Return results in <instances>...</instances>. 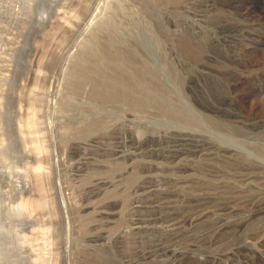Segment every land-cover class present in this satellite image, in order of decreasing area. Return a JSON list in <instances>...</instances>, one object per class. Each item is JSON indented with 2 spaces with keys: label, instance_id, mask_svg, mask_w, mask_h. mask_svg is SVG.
Here are the masks:
<instances>
[{
  "label": "rangeland",
  "instance_id": "1",
  "mask_svg": "<svg viewBox=\"0 0 264 264\" xmlns=\"http://www.w3.org/2000/svg\"><path fill=\"white\" fill-rule=\"evenodd\" d=\"M0 264H264V0H0Z\"/></svg>",
  "mask_w": 264,
  "mask_h": 264
},
{
  "label": "bare ground",
  "instance_id": "2",
  "mask_svg": "<svg viewBox=\"0 0 264 264\" xmlns=\"http://www.w3.org/2000/svg\"><path fill=\"white\" fill-rule=\"evenodd\" d=\"M100 61L102 62V58H101ZM80 70H82V69H80ZM84 71H85V70H84ZM84 74H85V72H84ZM101 78H102V81H103V83H102L103 86L105 85L104 87H106L107 85L111 84V83H109V84H106V83H105V82H107V83L109 82V80H107L106 75L101 76ZM113 80H116V81L118 82V80H117L115 77H112V81H113ZM138 86H139V85H138ZM149 86H150V85H149ZM114 87H115V86H114ZM154 87H155V86H154ZM144 88L146 89L145 92H149V91L151 90L149 87H144ZM145 92H143L142 94H145V95H146ZM136 93H137V92H136ZM106 94H107V95H111V94H112V95H116V93H115V94H113V93H110V94H108V93H104V95H106ZM165 95H166V94H165ZM142 96H143V95H142ZM161 96H162V95H161ZM148 97H149V96H148ZM159 98H160V99H165L164 101H167V100H168V97H166V96H165V97H164V96H163V97H159ZM153 99H154V98H153ZM157 100H158V98H157ZM161 101H162V100H161ZM164 103H165V102H164ZM144 104H145V103H144Z\"/></svg>",
  "mask_w": 264,
  "mask_h": 264
}]
</instances>
